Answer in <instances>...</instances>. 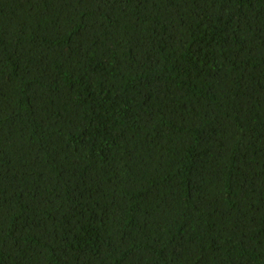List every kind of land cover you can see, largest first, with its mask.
I'll return each instance as SVG.
<instances>
[{
  "label": "trees",
  "instance_id": "16d2710c",
  "mask_svg": "<svg viewBox=\"0 0 264 264\" xmlns=\"http://www.w3.org/2000/svg\"><path fill=\"white\" fill-rule=\"evenodd\" d=\"M0 264H264V0H0Z\"/></svg>",
  "mask_w": 264,
  "mask_h": 264
}]
</instances>
